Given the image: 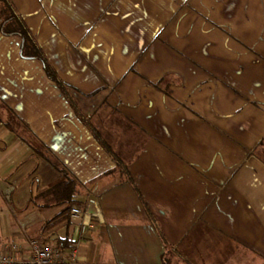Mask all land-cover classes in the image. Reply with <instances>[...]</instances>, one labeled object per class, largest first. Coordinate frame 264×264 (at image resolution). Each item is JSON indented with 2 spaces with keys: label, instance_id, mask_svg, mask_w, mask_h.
I'll list each match as a JSON object with an SVG mask.
<instances>
[{
  "label": "crops",
  "instance_id": "obj_1",
  "mask_svg": "<svg viewBox=\"0 0 264 264\" xmlns=\"http://www.w3.org/2000/svg\"><path fill=\"white\" fill-rule=\"evenodd\" d=\"M11 2L120 162L0 29V245L78 241L81 264H264V0ZM50 155L77 182L82 238L50 192L64 181Z\"/></svg>",
  "mask_w": 264,
  "mask_h": 264
},
{
  "label": "trees",
  "instance_id": "obj_2",
  "mask_svg": "<svg viewBox=\"0 0 264 264\" xmlns=\"http://www.w3.org/2000/svg\"><path fill=\"white\" fill-rule=\"evenodd\" d=\"M0 16L3 19V22L0 25L1 32L6 36H18L21 39V57L24 59H33L41 62L47 77L57 85L62 94L67 98L71 107L74 109L80 120L90 128L95 138L100 142L107 153L111 155L113 160H115V162L117 163L120 162L113 150L107 145L105 141L102 140L100 135L90 125L88 120L83 116L81 110L79 109L72 94L73 92H79V90L60 78L59 74L49 61L48 57L38 44L36 37L32 34L23 18L16 11L11 0H0ZM263 147L264 139L259 144L258 149ZM46 159L55 169L61 172L64 177L63 183L53 186L50 189V192L54 195V201L56 204L66 205L61 214L65 215V217L69 219L72 206L74 204H77V200L74 197L77 188V182L70 178L68 170L57 158L50 155L47 156ZM122 168L123 170H125V167L123 165ZM126 173L129 176V180L133 182L129 171H126ZM155 224L157 226L156 222ZM158 231L160 233V236L166 243L160 229H158ZM57 243L65 248L70 246L67 240H58Z\"/></svg>",
  "mask_w": 264,
  "mask_h": 264
},
{
  "label": "built area",
  "instance_id": "obj_3",
  "mask_svg": "<svg viewBox=\"0 0 264 264\" xmlns=\"http://www.w3.org/2000/svg\"><path fill=\"white\" fill-rule=\"evenodd\" d=\"M73 219H83L79 228L80 238L87 230L88 222L81 208H71ZM63 247L55 240L23 236L21 241H8L0 245V264H81L78 241Z\"/></svg>",
  "mask_w": 264,
  "mask_h": 264
},
{
  "label": "rangeland",
  "instance_id": "obj_4",
  "mask_svg": "<svg viewBox=\"0 0 264 264\" xmlns=\"http://www.w3.org/2000/svg\"><path fill=\"white\" fill-rule=\"evenodd\" d=\"M257 151H255V153L257 154V156L264 161V147L263 148H257Z\"/></svg>",
  "mask_w": 264,
  "mask_h": 264
}]
</instances>
